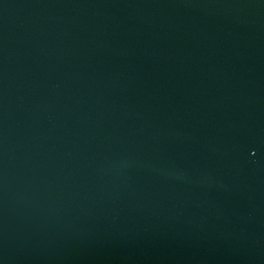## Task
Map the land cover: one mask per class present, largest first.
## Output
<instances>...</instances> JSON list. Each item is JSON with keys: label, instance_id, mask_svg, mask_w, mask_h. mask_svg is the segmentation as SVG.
<instances>
[{"label": "water", "instance_id": "obj_1", "mask_svg": "<svg viewBox=\"0 0 264 264\" xmlns=\"http://www.w3.org/2000/svg\"><path fill=\"white\" fill-rule=\"evenodd\" d=\"M0 264H264V0H0Z\"/></svg>", "mask_w": 264, "mask_h": 264}]
</instances>
